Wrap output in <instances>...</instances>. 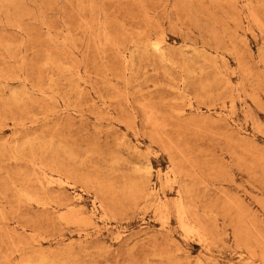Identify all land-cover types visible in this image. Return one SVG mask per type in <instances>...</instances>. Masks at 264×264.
I'll list each match as a JSON object with an SVG mask.
<instances>
[{
	"label": "rangeland",
	"instance_id": "374dc122",
	"mask_svg": "<svg viewBox=\"0 0 264 264\" xmlns=\"http://www.w3.org/2000/svg\"><path fill=\"white\" fill-rule=\"evenodd\" d=\"M0 264H264V0H0Z\"/></svg>",
	"mask_w": 264,
	"mask_h": 264
}]
</instances>
